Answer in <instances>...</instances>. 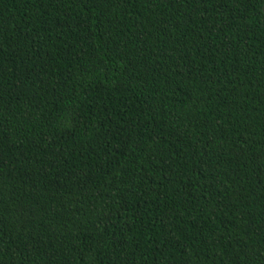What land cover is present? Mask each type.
<instances>
[{
    "label": "trees",
    "instance_id": "1",
    "mask_svg": "<svg viewBox=\"0 0 264 264\" xmlns=\"http://www.w3.org/2000/svg\"><path fill=\"white\" fill-rule=\"evenodd\" d=\"M264 0H0V264H264Z\"/></svg>",
    "mask_w": 264,
    "mask_h": 264
},
{
    "label": "water",
    "instance_id": "2",
    "mask_svg": "<svg viewBox=\"0 0 264 264\" xmlns=\"http://www.w3.org/2000/svg\"><path fill=\"white\" fill-rule=\"evenodd\" d=\"M262 11L264 12V2H263V5H262Z\"/></svg>",
    "mask_w": 264,
    "mask_h": 264
}]
</instances>
